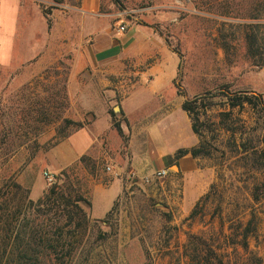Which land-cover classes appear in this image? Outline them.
<instances>
[{"label": "rangeland", "instance_id": "1", "mask_svg": "<svg viewBox=\"0 0 264 264\" xmlns=\"http://www.w3.org/2000/svg\"><path fill=\"white\" fill-rule=\"evenodd\" d=\"M102 1L115 6L125 20V31L140 25L163 41L179 60L177 86H185L191 94L221 92L223 86L253 93L255 86L264 94L263 69L252 66L243 39L251 20L240 19L245 9L253 13L256 0ZM1 27L0 38L6 35ZM65 43L40 41L38 56L22 57L13 56L12 50H22L26 42L8 40L6 56L0 58L1 238L5 230L9 235L14 228L5 244L16 243L14 237L17 231L23 234L22 225L30 228L35 219L37 224L47 219L58 226L51 235L57 248L49 249L41 264H197L191 261L190 239L201 242H194L195 247L209 256L210 264H264V156L259 155L255 164L250 155L239 153L241 144L256 146L264 139L263 122L247 105L223 117L228 110L219 106L220 98L214 99L213 109L200 118L213 130L204 131L210 155L201 158V167L212 174L206 177L212 183L190 206L181 202V195L171 198L166 177L137 185L126 180L105 217L95 219L90 209L84 208L88 222L73 232L69 230L74 223L64 225L66 218L59 216L61 207L57 205L47 216L31 214L28 202L36 203L61 172L68 178L60 177L59 184L78 190L88 202L93 181L107 183L116 178L107 171L114 165L106 167L101 159L96 163L87 157L85 163L65 169H57L54 163L59 144L77 131L65 126L63 119L81 122L78 118L82 117L81 123L89 124L99 108L93 94L97 74L90 69L73 74L74 46ZM155 61L151 57L131 66L125 62L129 69L115 77L114 83L121 81L123 92L128 91L138 81V73ZM101 94L106 109L118 114L116 102L106 103L107 90ZM85 98L86 105L82 103ZM36 100L45 101L54 123L34 121L37 114L29 107ZM84 108L92 110L85 112ZM120 119L115 116L114 122ZM12 184L28 190L26 200ZM35 188L39 190L36 196L32 194Z\"/></svg>", "mask_w": 264, "mask_h": 264}, {"label": "crops", "instance_id": "2", "mask_svg": "<svg viewBox=\"0 0 264 264\" xmlns=\"http://www.w3.org/2000/svg\"><path fill=\"white\" fill-rule=\"evenodd\" d=\"M124 21L108 1L0 0L1 32L9 33L0 38V58L6 56L8 40L26 42L22 50H12L13 56L22 57L38 56L40 41L59 40L74 46L73 74L88 69L97 74L93 94L99 108L89 124L83 123L81 129L59 144L55 151L59 154L54 160L57 169L81 163L87 157L94 161L101 159L99 162L106 167L114 165L108 167L115 179L92 182L89 203L95 219L105 217L111 210L126 180L130 185L143 184V179L160 169L167 171V193L171 198L181 195L185 206L193 204L212 183L206 178L212 174L201 167V158L189 153L176 158L179 150H190L200 142L192 130L191 118L181 108L183 102L212 91L191 94L185 86H177L179 60L160 38L140 25H132L124 33L117 32ZM32 42L35 44L31 45ZM151 57L156 58L155 63L138 73V81L128 91L123 92L121 81L114 83L115 77L126 72V64L138 65ZM103 89L108 93L106 103L117 104L118 114L114 115L121 118L116 121L121 133L112 127V117L101 94ZM252 92L261 95L264 102V94L255 86ZM87 102L86 98L82 100L84 104ZM38 192L35 188L32 194L36 196Z\"/></svg>", "mask_w": 264, "mask_h": 264}, {"label": "trees", "instance_id": "3", "mask_svg": "<svg viewBox=\"0 0 264 264\" xmlns=\"http://www.w3.org/2000/svg\"><path fill=\"white\" fill-rule=\"evenodd\" d=\"M58 2V0H54ZM257 2L255 8L252 12L247 13L249 10L245 9L242 11L240 19L251 20V25L249 31H245L243 35L244 42L246 44L247 55L252 60V66L257 69L264 68V0H256ZM247 13V14H246ZM220 98L219 106L228 110L226 113H222L223 117H228V114L232 113L235 109H242L245 105L249 106L258 115V121L263 122L264 126V102L261 95L253 94L248 91H230L229 87L223 86L221 92H205L199 96H195L190 100L183 102L181 108L183 111L187 112L192 122V130L195 134L200 137L199 145L190 150H179L176 154V158L181 157L189 153L194 158H203L209 156L208 145L204 136V131H213L211 126L206 124V120L200 121L201 116L205 117L211 109L215 106L213 103L214 99ZM45 101H35L30 109L36 112L37 116L34 121L41 124H51L56 120L49 118L48 110L49 108L44 103ZM227 114V116H226ZM112 117V126L119 133V124L114 122L115 115L110 112ZM65 126H73L75 130L81 129L83 123L72 122L70 120L63 119ZM227 131H231L228 126L225 127ZM240 154L250 155L252 163L257 164L259 159L258 156H264V139L256 146L248 147L244 143L241 144ZM84 158H81L83 161ZM61 175V176H60ZM58 176L59 178L67 179V173L61 172ZM59 178L55 177V182L50 186L44 193V195L36 202H28V205L32 210L31 214L35 217L47 216L48 211L52 209V206L57 205L61 207L59 216L66 218L65 226H69L74 223L73 230L83 228V225L88 222V216L84 212V208L90 209V203L78 192L69 185H64V183L59 184ZM12 186L17 190L24 193L23 200L27 199L28 190L21 188L17 184H12ZM70 187V188H69ZM57 203V204H56ZM26 208H24L25 210ZM26 211V210H25ZM36 213V214H34ZM36 219L34 220V222ZM31 222L30 228L27 225H22L24 228L23 234L21 235L18 231L15 234L16 243L13 246H7L5 244L6 240L11 239L13 229H10V234L7 235L5 230V235L1 238L0 236V264H41V259L46 257V253L49 249L54 250L57 248L56 240H52L51 235H55V230H58V226L55 224H49L46 219H44L38 224ZM53 229V230H52ZM62 231V229L60 228ZM197 239H190L189 247H193L191 251V261H196L197 264H210L209 256H203V252L195 247ZM198 243V244H199ZM193 245V246H192ZM203 257H206L203 260ZM202 262V263H201Z\"/></svg>", "mask_w": 264, "mask_h": 264}, {"label": "built area", "instance_id": "4", "mask_svg": "<svg viewBox=\"0 0 264 264\" xmlns=\"http://www.w3.org/2000/svg\"><path fill=\"white\" fill-rule=\"evenodd\" d=\"M126 30V26L124 24H120L117 28L118 32L123 33ZM111 168L107 167V171L111 172ZM167 177V171L165 169H160L155 171L150 177H147L145 179H143V182L146 184L155 182V181H160L163 180ZM48 180L50 181L51 178L49 177Z\"/></svg>", "mask_w": 264, "mask_h": 264}]
</instances>
